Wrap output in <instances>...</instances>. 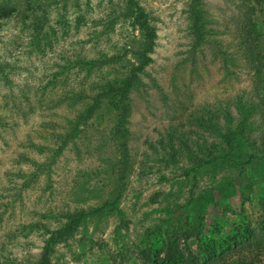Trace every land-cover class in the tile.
<instances>
[{"label":"rangeland","instance_id":"1","mask_svg":"<svg viewBox=\"0 0 264 264\" xmlns=\"http://www.w3.org/2000/svg\"><path fill=\"white\" fill-rule=\"evenodd\" d=\"M126 1L0 0V264H39L76 214L52 264L160 263L189 215L207 243L264 241V0H136L142 66Z\"/></svg>","mask_w":264,"mask_h":264},{"label":"trees","instance_id":"2","mask_svg":"<svg viewBox=\"0 0 264 264\" xmlns=\"http://www.w3.org/2000/svg\"><path fill=\"white\" fill-rule=\"evenodd\" d=\"M194 1L196 3L198 0ZM126 8L125 15L132 20V24L142 33L143 49L139 53V60L141 66L144 64L146 65L150 61L147 55L152 51L155 40V32L148 24L147 14L136 0H127ZM194 8L195 6H193L192 14H195ZM194 19V29L197 37H200L199 18L195 16ZM137 69L139 70L140 68ZM136 79L137 75L135 72H132L131 76L124 82L123 85L120 87H109L107 90L106 95L112 96V99L109 101L110 106L120 112L119 120H122L126 117L127 113L124 110V107L126 106L123 105V103L127 99L130 90L134 88ZM92 110L93 108L89 109L90 114ZM122 132L123 131H121L119 135L125 137L126 132ZM224 138L227 139L226 137ZM126 148V143L123 142L122 149L124 152H126ZM220 160L224 161L225 157H221ZM126 172L127 167H125V174ZM125 174L123 171L122 177H126ZM120 196L121 194L118 195L114 204L107 203L105 207H115V209H113V211H115L117 208L115 204L120 199ZM189 214L190 213L187 215ZM79 217L82 216L80 214H76L71 222L59 230L57 236H54L45 242V247L43 249L39 264H52L50 260V254L53 246L61 242H66V240L72 236L75 228L80 223ZM185 218L186 219L178 223L177 228L173 232H168V228H166L164 232L165 235L161 240V248H164V257L159 259L160 263H157L153 259H148L147 255L145 254L147 264H232L231 261L234 259L236 264H253V252L257 251V253H264V241L260 239L257 240L255 238L252 240H247L242 244L234 245H231V243L225 245L222 243L215 244L214 240H209L207 243L206 240H202V236L205 237V232L202 230V228L200 229V227L197 226L193 221H190V215L186 216ZM163 229L164 227L162 226L161 230H158V232L160 233V231H163ZM196 238L199 240V245L196 251L197 254H193L189 250V242L191 239ZM250 241L252 242L250 243ZM180 242L185 243L189 248L187 246H185V248L180 247Z\"/></svg>","mask_w":264,"mask_h":264}]
</instances>
